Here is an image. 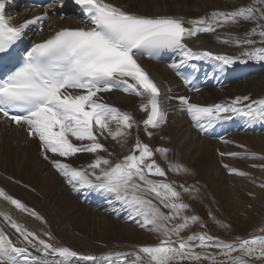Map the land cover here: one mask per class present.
<instances>
[{
	"label": "snow or ice",
	"instance_id": "1",
	"mask_svg": "<svg viewBox=\"0 0 264 264\" xmlns=\"http://www.w3.org/2000/svg\"><path fill=\"white\" fill-rule=\"evenodd\" d=\"M75 4L86 18L84 27L62 28L41 42L22 48L21 42L32 26L43 31L49 12L16 24L14 17L5 14L6 0H0V118L38 139L44 159L74 191L84 189L111 197L110 204L116 202L130 217H138L140 227L156 234L159 242L131 252L81 254L58 245L51 233H44L46 239L41 238L8 213L0 212L4 225L0 227V264H264V234L237 237L229 242L207 231H191L194 226L206 229L207 225L199 216L186 214L190 206L183 201L182 192L192 195L193 189L167 180L169 171L188 170L180 164H170L166 171L157 163V154L168 161L167 147L153 148L137 136L129 154L112 159L113 153L101 138L110 137L123 146L140 122L130 112L105 102L100 95L120 91L140 98L139 111L146 115L143 129L151 139L152 130L166 123V110L160 86L138 62L139 58L173 53L179 61L169 67L177 75L194 60L215 62L221 72L238 62H264V0H250L235 10L214 11L207 17L188 21L172 16L138 15L105 0H75ZM242 23L254 25L243 37L216 36L224 44L242 48L239 56L194 51L186 43L199 34L217 33L220 28ZM254 36L259 40L253 39ZM179 101L201 131L233 117L249 124L264 123V98L237 96L211 106L192 103L186 97H180ZM80 153L94 157L86 167L76 168L53 158L68 160ZM221 155L264 160L236 152ZM224 167L230 175H248L228 165ZM260 187L264 188V184ZM0 199L43 220L2 188ZM208 215L215 220L210 212ZM260 231L264 233V226Z\"/></svg>",
	"mask_w": 264,
	"mask_h": 264
},
{
	"label": "bare ground",
	"instance_id": "2",
	"mask_svg": "<svg viewBox=\"0 0 264 264\" xmlns=\"http://www.w3.org/2000/svg\"><path fill=\"white\" fill-rule=\"evenodd\" d=\"M105 2L138 15L149 17L172 16L188 21L207 17L214 11L227 12L235 10L241 6H246L250 0H234L232 5L228 3L223 5L219 0H105ZM36 13L33 9L23 8L19 13H8L6 16L14 17V23L20 24L31 19ZM70 21L52 17L43 25V31L36 36L40 40L45 39L54 31L69 27L67 23ZM74 21L75 24L81 23L77 19H74ZM253 26L250 23H242L240 26L220 28L217 33L199 34L191 38L194 39L193 41L200 42L199 48L196 46L190 47L188 41L186 43L194 51L204 50L235 55L240 52L239 49H243L235 45L224 44L217 40L216 36L219 35L221 38L228 36L243 37L245 32ZM252 38L259 40L257 36ZM252 62L254 65L257 64L255 61ZM144 65L160 86L164 97L166 123L161 128L152 130L154 132L153 135L161 136L162 138L160 141L152 138L154 142L163 143L164 147L169 149L168 161L161 160L169 163L171 159V161H175L174 164H180L187 170L190 166L195 167L197 173L201 175L209 169L207 167L210 164L207 161L209 155L205 154V152L213 150L214 157H216L219 152L227 153L226 151L231 150V152L238 153L237 150L244 148V150L264 157V133L263 135L234 134L228 135L221 140L215 139V141L207 137L204 138L201 136V130L193 124L184 110V106L179 101L180 97H186L192 103L201 106H211L231 101L237 96H249L253 100L264 98V72L254 74L249 78L245 77L243 80L234 81L228 79V84L225 85L222 82L230 76V73L213 69V72L216 73L215 81H218V89H207L190 93L173 77L169 64L145 63ZM159 65L166 66V70L171 74L167 73L169 78H172L171 83L164 84L155 79L153 70ZM100 95L105 102L123 111L130 112L140 122L139 128L132 130V135L128 138L127 144L123 146L113 141L110 137L107 140L101 138V142L113 153L112 159H122L124 155L129 154L135 137H140L145 133L142 120L146 118V115L139 111L140 98L138 97L129 96L120 91L101 93ZM180 115L181 117H178ZM238 125L250 126L246 120L240 121ZM171 126L176 128L172 130ZM177 128H184L186 133L190 131L189 136L182 137L180 134L181 137L178 138V134H175ZM195 131H198V133ZM196 134L202 137L198 136L200 138L199 143L192 142V138L196 137ZM188 139H190V142ZM205 145L207 146L206 151L203 152L201 148ZM38 146L37 139L28 138L20 127L12 128L0 122V188L4 189L13 198L20 200L29 209L42 217L43 220L35 219L26 213L20 212L3 199H0V212L8 213L17 223L41 235V238L46 239L43 234L51 233L58 245L70 247L81 254L100 256L108 251L131 252L139 246L159 242L156 234L141 228L137 222L135 223L137 224L135 228L126 227L124 226L125 223L119 221V224V222L114 221L117 218L115 213L93 212V207L82 204L81 200H79V192L75 194L76 191L73 190L66 180L55 169H51L49 161L44 159L43 152H40ZM90 156H92L90 153H80L68 160H63L60 157L53 158L70 163L73 167L81 168L86 167L91 162ZM259 162L262 165L264 164V160L259 159ZM246 163L248 164L249 162ZM251 164L253 163L251 162ZM218 171L220 170L218 169ZM216 172L214 173L216 174ZM220 174L224 177L223 183H218L217 181L216 185L212 184L215 185L214 188L210 185L215 191L221 189L219 186H223L224 182L228 183L230 180L221 171ZM216 178H218V175ZM115 203H109L108 206L115 205ZM119 206L122 208L120 204ZM3 226L2 219H0V227ZM5 230L8 231L7 228ZM107 233L111 238L105 237Z\"/></svg>",
	"mask_w": 264,
	"mask_h": 264
},
{
	"label": "rangeland",
	"instance_id": "3",
	"mask_svg": "<svg viewBox=\"0 0 264 264\" xmlns=\"http://www.w3.org/2000/svg\"><path fill=\"white\" fill-rule=\"evenodd\" d=\"M219 1L223 5H226L227 3L229 5H232V3L234 2V0H228V2L222 1V0H219ZM190 40H194V39L187 40L188 44ZM191 43L195 45L193 41ZM199 44L196 47L199 48ZM239 51H243V50L239 49ZM167 73L170 74V72L166 70V66L164 65H159V67L157 66L153 70V75L155 79L158 80L159 82H163L164 84L171 83L172 81V78H169ZM178 117H181V115ZM184 117H186V115H184ZM175 128L176 127L171 126L172 130ZM178 131L179 133H177ZM195 132L198 133V131H195ZM189 133H186L184 128L182 129L177 128V130L175 131V134L176 135L178 134L177 135L178 138H180L181 135L182 137H185V136L188 137ZM198 136L199 134L196 137H193L192 142L199 143L200 138L202 137L199 136L200 137L199 138ZM136 138L137 136L135 137V140ZM139 138L142 142L149 144L153 148H155V146L164 147L163 143L159 144L158 142L162 139L161 136H156V135L152 136V138H154L155 140H158L157 143L154 142V139L152 138L149 139V137L145 133L142 134V136H140ZM188 140L190 142V139ZM206 147L207 146L205 145L203 148H201V151L203 150V152H205ZM241 150H237L238 153H244V152L251 153L248 150H244V148H241ZM213 152H214L213 150L211 152H205V154L209 155L207 161L210 163L209 165L211 167L208 165L207 168H209L210 170L208 169L205 173L201 175L197 173V170L195 169V167H191V166L188 167L187 173H184V172L174 173V172L169 171L167 174L168 182L174 185H177V186L180 184H184L185 186L193 189L192 195L185 194L182 192V189H178L182 192L183 201L189 204L190 206V211L186 214L187 215L195 214L199 216L201 220L207 225V228L201 229L197 225V226H194L191 229V231H194V232L207 231L210 235H213L214 237H218L221 240L229 241V242L233 241L237 237L243 239V238H249L255 235L264 234V233H261L260 231L261 227L264 226V188L260 187L261 184H264V168L260 166L261 163L259 162V159H251L250 161L249 158L239 159V158L230 157L228 155L222 156L221 155L222 152H219L218 155L214 157ZM226 152L231 153V150L226 151ZM157 156L155 157V159L157 160V163H159L160 166L164 168L166 171L168 170L169 165L174 164L175 162V161H171L170 159V162L167 163L161 160L162 158L158 154ZM246 156H249V154H247ZM90 157L91 159L94 158L93 155ZM257 157H260V156H257ZM245 161L249 163L247 164ZM251 162L253 164H251ZM224 165H228L229 167L236 168L237 170L243 171L247 173L248 175L246 177H241V176H237L234 174L230 175L227 169L224 167ZM252 165H256V167H253ZM218 169L221 171V173H224L225 175H227V177L230 178V180L228 181V183L224 182L223 186H219L221 187V189H219L218 191H215L213 188L216 185V182L218 181V183L220 182L223 183V180H224V177H222ZM215 171H217L216 174L214 173ZM217 175H218V178H216ZM62 178L64 179V177ZM152 179L159 180V179H164V178L152 177ZM208 179H210V181H208ZM212 184H215V185H212ZM210 185H212L213 188ZM197 189L199 190L198 192L196 191ZM216 189L218 188L216 187ZM75 194H77V192ZM113 206H116L117 208L115 212L114 211L111 212L109 210V211H102L100 213H103V214H107V213L114 214L115 213L117 215V218L114 219V221L119 222V220H117L119 218L118 212H120L119 209H122V208H120L118 203H115V205L113 204ZM96 211L98 212L99 209H96V207H93V212H96ZM209 212L212 214V216L215 217V220L209 217L208 215ZM121 218L125 219V217H121ZM217 221H219V223H217ZM120 222L125 223V225L124 224L123 225L126 227L130 226L132 228H135L137 226V224H135L136 222L134 223L135 224L134 226V224H132L129 220H123ZM137 223L139 224V221H137ZM221 224H226L229 227L228 228L221 227L220 226ZM187 234L189 233H185V235ZM105 237L111 238L108 233L106 234ZM154 243L157 244L156 242ZM154 243H152L151 245H153Z\"/></svg>",
	"mask_w": 264,
	"mask_h": 264
}]
</instances>
